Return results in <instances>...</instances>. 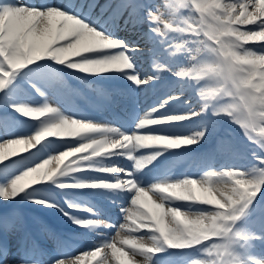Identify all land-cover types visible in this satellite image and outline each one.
<instances>
[{"label": "snow or ice", "instance_id": "6c2138e0", "mask_svg": "<svg viewBox=\"0 0 264 264\" xmlns=\"http://www.w3.org/2000/svg\"><path fill=\"white\" fill-rule=\"evenodd\" d=\"M0 201V264H264V0H0Z\"/></svg>", "mask_w": 264, "mask_h": 264}, {"label": "bare ground", "instance_id": "6f19581e", "mask_svg": "<svg viewBox=\"0 0 264 264\" xmlns=\"http://www.w3.org/2000/svg\"><path fill=\"white\" fill-rule=\"evenodd\" d=\"M56 3H59V2H56ZM230 126L233 127V128L235 127L234 125H230ZM21 147H23V145H13V146H10L9 149H5V151L16 150V149H19ZM62 150H66V149H62ZM19 154L20 155H23V153H19ZM54 155H58V153H54ZM66 158L67 157H65L64 160ZM54 163H57V164H54ZM62 164H63V162L61 163L60 161L54 160L49 165L46 166V169L56 168L57 166H59L61 168ZM176 169L183 170L179 166H177ZM191 172H193V171H191ZM202 174H203L202 172L198 173V175H196V178H199V175H202ZM56 192H59V193H61V194H63V195L66 196L67 190L57 189L55 192L49 191V193L43 191V192L38 193V195H41V196H56ZM68 195H69L68 196L69 199H74L76 202L85 203L84 201H82L84 199L81 198V197H78L77 193L74 192L73 190H68ZM5 203H7V202L0 201V205L5 204ZM24 203L25 204H28L29 202L27 200H25ZM31 207L34 208V209H37L38 211H44V210H42V206H39V205L31 206ZM44 212H47L48 214H51V215H54V216H57L55 214V210H52V211H44ZM39 216H41V215H39ZM58 218L60 220L65 219V218L61 219L60 217H58ZM121 222H123V221H121ZM110 235H115V232L110 233ZM12 243H14V242H12ZM87 243L88 242H85V243L81 244V246L77 250L79 252L77 254H75V255H81L82 252L90 251L91 249L87 246ZM10 246H11V243H10ZM119 246L120 245L118 244L117 247H119ZM109 255H111L110 250H109ZM99 259H100L99 256H96V257H93V256H85L79 262H77V264H96L97 260H99ZM109 264H117L116 258L115 257H111V260H110ZM119 264H127V258L122 257L121 258V261L119 262Z\"/></svg>", "mask_w": 264, "mask_h": 264}, {"label": "rangeland", "instance_id": "374dc122", "mask_svg": "<svg viewBox=\"0 0 264 264\" xmlns=\"http://www.w3.org/2000/svg\"><path fill=\"white\" fill-rule=\"evenodd\" d=\"M54 164H57V163H54ZM45 192V191H44Z\"/></svg>", "mask_w": 264, "mask_h": 264}]
</instances>
